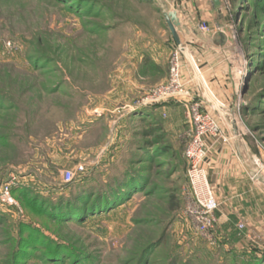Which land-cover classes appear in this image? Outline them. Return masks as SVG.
Listing matches in <instances>:
<instances>
[{
    "label": "rangeland",
    "instance_id": "1",
    "mask_svg": "<svg viewBox=\"0 0 264 264\" xmlns=\"http://www.w3.org/2000/svg\"><path fill=\"white\" fill-rule=\"evenodd\" d=\"M217 1H201L208 16L184 33L179 0H0V180L54 202L70 183L95 190L140 175L127 202L82 223L50 221L12 194L17 207H0V264H238L246 248L264 251L243 222L217 220L205 239L184 215L191 104L220 134L204 138L208 179L211 147L236 139L264 197V0ZM160 2L175 12L184 48ZM175 59L185 96H155Z\"/></svg>",
    "mask_w": 264,
    "mask_h": 264
},
{
    "label": "crops",
    "instance_id": "2",
    "mask_svg": "<svg viewBox=\"0 0 264 264\" xmlns=\"http://www.w3.org/2000/svg\"><path fill=\"white\" fill-rule=\"evenodd\" d=\"M179 1H182L180 7L175 6V9L184 28L183 32L195 31L198 18L208 16L206 3L203 4V0ZM206 143L210 145L212 140L207 137ZM235 143H238L236 139L231 146L228 145L231 149L218 144L212 146L210 151L212 172L209 179L219 203L218 224L224 229L243 222L247 238L259 236L264 239V197L262 191L257 193L246 179L243 167L236 157L238 150L235 149ZM240 247L237 246L236 249Z\"/></svg>",
    "mask_w": 264,
    "mask_h": 264
},
{
    "label": "built area",
    "instance_id": "3",
    "mask_svg": "<svg viewBox=\"0 0 264 264\" xmlns=\"http://www.w3.org/2000/svg\"><path fill=\"white\" fill-rule=\"evenodd\" d=\"M178 62L175 59L170 69V80L168 84L155 92L157 97H168L175 99L185 96L178 82ZM190 125L192 126V137L184 151V157L188 162V203L184 211L186 219L192 224L196 233L205 239H211L214 226L217 223L218 204L213 196L211 184L205 168L202 167V158L205 155V136L219 138L218 126L208 115L199 111L198 105L189 106ZM219 136V137H218ZM82 172V169H80ZM80 172V171H79ZM72 173L64 175L65 181L73 179ZM18 186L14 177L6 181L0 180V207L16 208L17 203L12 197L13 190ZM240 228V227H239Z\"/></svg>",
    "mask_w": 264,
    "mask_h": 264
},
{
    "label": "trees",
    "instance_id": "4",
    "mask_svg": "<svg viewBox=\"0 0 264 264\" xmlns=\"http://www.w3.org/2000/svg\"><path fill=\"white\" fill-rule=\"evenodd\" d=\"M143 159L145 158L136 161L141 163ZM139 177L138 170H129L115 177L111 184H107L105 188L100 187L95 190L85 187V185H77L75 182L70 183L62 187V190L70 191L68 197H59L57 200H53L54 202L49 199L40 200L36 197L37 195L29 197L27 193L22 191H17V194L13 190L12 194L14 196L21 194L32 209L38 210L50 221L82 223L84 218L108 212L127 202L130 195L139 191ZM84 179L85 177L81 178L82 181ZM43 201H48L47 205ZM149 247H146L140 256ZM53 254H56L55 250ZM56 258V261H60V257ZM232 259L238 264H264V251L248 247L243 253L234 256Z\"/></svg>",
    "mask_w": 264,
    "mask_h": 264
},
{
    "label": "water",
    "instance_id": "5",
    "mask_svg": "<svg viewBox=\"0 0 264 264\" xmlns=\"http://www.w3.org/2000/svg\"><path fill=\"white\" fill-rule=\"evenodd\" d=\"M215 1V5H218V1ZM161 5V12L163 14L164 20L167 24V28L173 37L175 43L180 46L181 48L185 47V41L181 32V28L177 22L176 14L175 12L171 9V7L167 6L165 7L162 2H160Z\"/></svg>",
    "mask_w": 264,
    "mask_h": 264
}]
</instances>
